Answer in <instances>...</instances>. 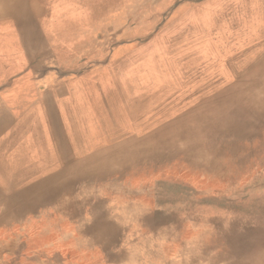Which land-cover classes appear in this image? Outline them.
Instances as JSON below:
<instances>
[{
  "label": "bare ground",
  "instance_id": "obj_1",
  "mask_svg": "<svg viewBox=\"0 0 264 264\" xmlns=\"http://www.w3.org/2000/svg\"><path fill=\"white\" fill-rule=\"evenodd\" d=\"M119 1L0 0V255L31 241L32 223L46 239L71 221L64 251L84 264H264V195L240 216L187 207L189 195L264 184V0L216 12L217 0H172L178 19L158 31L165 58L133 34L152 31L162 7L113 49L99 42ZM188 15L209 22L183 28ZM174 30L210 35L166 40ZM119 63L133 72L124 84ZM168 178L190 194L165 198Z\"/></svg>",
  "mask_w": 264,
  "mask_h": 264
},
{
  "label": "rangeland",
  "instance_id": "obj_2",
  "mask_svg": "<svg viewBox=\"0 0 264 264\" xmlns=\"http://www.w3.org/2000/svg\"><path fill=\"white\" fill-rule=\"evenodd\" d=\"M171 1L172 0H145V1L144 0H120L119 1V11L113 12L112 15L108 14L104 18H102L100 20L101 23L99 24V28L97 27V31L95 32V34L99 37L100 43H102V44L109 43L107 46V48L109 50L113 49V47H114L113 45L117 43L118 37L120 38L119 39V43H120L123 40H129L127 38L133 34H135V37H137V38L138 37L141 38L142 36H148L147 41L145 42L146 43L145 44L146 45V49H145L146 51L144 53L149 54L150 56H153L155 53L156 55H159L158 57L165 58L162 55V53L165 52L166 48H164L162 46L163 37L159 38L158 31L160 28L166 26L167 24H171V22H174L178 19V17H175V15H176L175 11L180 4L178 5L177 1H172V2ZM242 1L243 0H221V2H220L219 0H217V3L214 6L213 10H214V12H216V10H218V9L220 10V8H222V6H224V4H228V3L229 4H235V5L239 6V5H241ZM257 3H258L257 1H248L247 8L255 7L257 5ZM164 4H165V6H164ZM206 6H207V8H210V5L206 4ZM158 7H162V8H160L161 9V15H160V17H158L159 19L156 21V23L154 25V29H152V31L146 32V33H144L143 31L142 32L136 31L135 33L132 34L131 29L133 27H135V29H138L137 27L140 24L139 22H143L145 19H148L145 22H150V21L152 22L157 17L156 13H158V12L160 13V11H156L155 12L156 17L154 16V14H151V13H149V16H148V15H146L147 9H151L150 12H152V10L158 9ZM133 8L135 9V11ZM142 9H144V10L146 9L145 12L142 13L141 12ZM186 11H187V9L183 12H186ZM183 12L181 13L182 15H184ZM143 14H145L146 17H143L144 16ZM234 15L238 16V15H241V13L239 11H237L234 13ZM196 16L197 15H188L186 17L182 16V17H184L185 22H183L180 25L183 28H185L187 26H194V25L200 24L201 22L203 24H207L209 22V18L206 15H202L199 18H198V16L197 17ZM191 18H193V19H191ZM189 21L190 22L192 21V22L190 23ZM250 21L252 22L253 19ZM116 24H119V25L117 26ZM120 26H122V27H120ZM250 31H253V27L251 28ZM250 31H248L249 33L243 31L241 35L242 36L243 35L246 36V34L250 35L251 34ZM142 33H144V34H142ZM186 33H187L186 34L187 36L186 35L184 36L183 34H185V33H182L181 31L174 30L173 32H170L168 36H166V40L172 41L173 38H178V37L180 38L181 37V40H183L185 42V41H188L189 39H198V38L203 39L204 37L207 38L210 35V31L209 32L208 31H204V32L190 31V32H186ZM95 34H94V36H95ZM105 36H107L108 38H106ZM82 48H83L82 44L77 45V47L75 49V54H78L79 52L81 53ZM96 51L99 52L101 50L98 48V50H96ZM140 55H142L140 52L135 53V56H137V57ZM159 66H161V65L159 64ZM95 67L96 66L91 63L88 65L87 70L93 69ZM55 68H57V67H55ZM65 72H69V70L63 71V74ZM61 73L62 72H60L58 75H56V77H60ZM119 73H120L119 74V81L123 82V84L126 83L128 80H130L132 78V75H133V72L131 69H127L124 72L120 71V63H119ZM124 75H125V77H124ZM143 78H144V81L142 83L144 85L151 86L153 84V81H151L152 80L151 77L144 75ZM130 86L126 87V89L129 91H131L130 89L133 88V87L130 88ZM145 88L147 89L149 87H145ZM139 91H141V90H139ZM145 91H142V92H145ZM146 176L147 177H144L141 179H134V180L129 181V182H131L133 184L134 183H138V184L140 183L139 185H142V182H144V181L153 180V178L151 176H148V175H146ZM159 179L158 180L156 179V180L159 181ZM188 179H190V181ZM188 179H186L185 181H187L189 185L193 184L192 186L197 185V187H199V183L201 184V182L198 183L193 177H189ZM160 181H162V180H160ZM129 182L127 181L126 183H129ZM166 182H167V183H165L166 185L168 184L171 187H174L173 189H170V191H167L164 193L165 198H167L168 200H172V199H175L179 196H183V195L185 196V195L190 194L189 190L187 188L183 189V187L178 186L173 181H171L169 178L166 180ZM110 183H112V182H110ZM131 183H130V186H131ZM141 187H143V186H141ZM209 187H211L210 183L207 185V187L205 189H209ZM228 189H229L228 193L222 194L221 196H218V197L213 196L211 194L203 195L201 193L200 194L202 196L199 198H195V196L189 195V199L187 200L189 206H187V207H188L189 211H191V213H194V214H203V213L207 214L208 212L211 214H214V212L230 211V212H233V214L240 216L239 212L244 210L249 205L251 200L256 199L260 195H264V192H263L264 191V184H262V182H256V181L254 182L253 181V183H249V182L243 183V181L242 182L239 181L237 183H232L228 187ZM75 225L72 224L71 221L70 222L66 221L61 225L60 229L58 230V232L56 234L51 235V236L47 237L46 239H42L40 236L39 237L35 236V234H37V226L35 223H32L31 227H29V233H28V235H30L29 238L31 239V241H29L28 243H22L23 241H20V239H19L18 241H16L15 244H13L11 238H14L15 240H17L18 236L23 235V231L20 229L17 231H13L11 234L12 236H9V240H11V242L9 241V245L11 246V244H12V247H11L12 249L9 248V250L11 249V252L7 251L8 253L5 254V256L4 255L2 256V254L0 255V264H84L86 260L81 255H75V254L72 255L71 253L67 254V252L64 251V249L67 248L64 237L65 236L70 237V236H73L75 234L74 230H75V227L77 226V225L76 226ZM141 229H144V228L141 227ZM144 231H146V230L144 229ZM3 233H4L3 230H0V236L1 237L3 236ZM144 233H147V232H144ZM7 236H8V234H7ZM1 237H0V242H2L1 239H3ZM147 238H148L147 239L148 242H146V243H148V244H150V243L151 244L152 243L157 244V243L161 242V244L166 245V242L163 240L152 239V237H149V236H147ZM20 243H22V244H20ZM141 243H143V242H141ZM19 244L21 246L18 249H16L17 245H19ZM19 252H21V253H19Z\"/></svg>",
  "mask_w": 264,
  "mask_h": 264
}]
</instances>
